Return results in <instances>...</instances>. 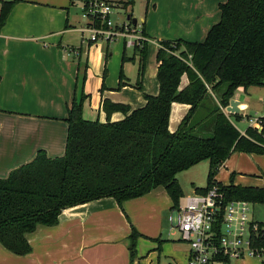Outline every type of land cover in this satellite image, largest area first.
Here are the masks:
<instances>
[{
    "label": "trees",
    "instance_id": "trees-1",
    "mask_svg": "<svg viewBox=\"0 0 264 264\" xmlns=\"http://www.w3.org/2000/svg\"><path fill=\"white\" fill-rule=\"evenodd\" d=\"M14 4L1 2L0 29ZM219 10L220 21L203 42L159 43V92L145 96L142 108L127 114L124 106L108 109L104 102L107 112L124 111L121 121L100 123L83 118L86 74L79 76L77 92L67 107L64 155L48 158L39 151L32 161L0 178V244L7 251L16 256L29 254L27 235L38 226L54 227L64 210L105 198L114 199L121 208L124 202L162 187L175 210L183 197L176 176L203 161L209 166L206 187L195 188V193L205 194L216 186L225 201L264 204V188L222 185L215 180L233 153L264 154L262 135L247 128V137L242 136L233 122L242 116H226L222 111L237 90L264 87V0H226ZM132 51L128 60L135 54L139 57L135 85L139 87L147 44ZM122 60H127L124 52ZM183 76L188 84L180 89ZM173 103L189 109L171 133ZM139 237L131 228V262Z\"/></svg>",
    "mask_w": 264,
    "mask_h": 264
},
{
    "label": "crops",
    "instance_id": "crops-1",
    "mask_svg": "<svg viewBox=\"0 0 264 264\" xmlns=\"http://www.w3.org/2000/svg\"><path fill=\"white\" fill-rule=\"evenodd\" d=\"M3 1H15V4L0 29V178L32 161L39 151L48 158L64 155L65 118L77 92L78 78L85 72V94L86 85L91 82L90 74H101L103 57V48H96L99 44L85 42L87 33L83 29L87 22L81 17V2L77 9L74 0H0V5ZM112 1L118 7L130 8V19L134 12V18H139L148 39L147 50L155 56L157 71L159 43L203 42L209 30L220 21L219 4L226 0H142L143 11H135L134 0ZM126 21L127 18L122 23ZM132 57L125 55V61L133 62L134 59L128 60ZM184 77L188 84L186 76L181 82ZM155 92L149 90L147 96H156ZM99 96L94 97L90 106L98 113L106 112L107 118L98 122L124 119L123 110L118 109L123 113L120 114L118 110L107 112L103 107L104 97L110 95L100 93ZM233 98L249 110L235 94ZM109 100L119 102L112 96ZM112 103L105 105L109 109ZM125 108L129 111L127 114L135 110ZM178 112L182 110L175 106L177 117ZM84 113L85 108L83 118ZM172 114L173 110L169 122ZM85 120L93 122L94 119L88 116ZM235 155L237 152L221 168L229 163L237 168ZM241 187L258 188L257 185ZM183 201L184 197L179 204ZM168 206L165 190L158 187L124 202L122 210L112 198L66 209L56 226H38L27 235L29 254L16 256L0 244V264H186L188 245L174 230H167L156 216L158 209ZM131 228L140 235L132 262L128 249Z\"/></svg>",
    "mask_w": 264,
    "mask_h": 264
},
{
    "label": "built area",
    "instance_id": "built-area-1",
    "mask_svg": "<svg viewBox=\"0 0 264 264\" xmlns=\"http://www.w3.org/2000/svg\"><path fill=\"white\" fill-rule=\"evenodd\" d=\"M116 7L112 0H81V17L87 22L85 42L121 39L128 49L147 44L140 24L133 25L130 20L113 24L110 17ZM239 105L236 115H241L248 122L247 128L262 135L264 141V112L247 114L248 107ZM222 111L226 116L233 115L224 108ZM239 133L247 137L245 131ZM260 147L264 148V142ZM168 222L189 247L186 264H233L244 259H258L264 264V224L253 219L250 203L225 201L216 186L205 194L194 192L184 198L172 210Z\"/></svg>",
    "mask_w": 264,
    "mask_h": 264
},
{
    "label": "rangeland",
    "instance_id": "rangeland-1",
    "mask_svg": "<svg viewBox=\"0 0 264 264\" xmlns=\"http://www.w3.org/2000/svg\"><path fill=\"white\" fill-rule=\"evenodd\" d=\"M74 2L76 4V8L78 9L81 0H74ZM132 7L135 9V11H143L144 7L142 5V0H134V5ZM114 11V15L112 14L110 17L113 24H121L122 21L126 20L127 16L131 15V9H126L122 7V5H119V7L117 6ZM134 14L135 12L133 13V18L131 19H137L138 24H140L139 18H134L136 17L134 16ZM94 44H99V46H95L96 48H103V57L100 67L101 74H90L91 77L89 78V80L91 82L88 86L86 85L85 94L87 96V99L85 100L83 106V109L85 108L86 110V113H84V119H87L89 116L90 118L93 117V121H98V119H101L100 121H105V119L107 118L106 112L98 113L95 108H91L90 106L91 101H93L94 97H100V93L105 96L110 95L119 100V102L112 103L111 100H109L110 96H106L104 97L105 99L103 98L106 102L112 103L113 105L135 108V110L136 108H142L145 103V96L149 95L147 93L149 90L157 91L154 95L158 94L159 85L157 81L155 56L154 54L149 53V50H147L146 53L142 81L139 87H136L135 85L137 84V75L139 67L138 55H134L133 62L123 61L122 47L124 46L123 41L121 39H117L112 42L99 41ZM125 55L132 56V49L125 48ZM106 72H110V74H106ZM127 81L132 84H130L129 86ZM186 86L187 84L185 83L184 77L182 79L180 89H184ZM235 97L241 103H245L249 106V110L247 111L248 114L253 115L256 112H264V87H251L247 89L246 92L241 89L237 90L235 92ZM232 100H234V98ZM174 105L180 108V110H182V113L178 112V118L175 114V106L172 105V120L170 119L169 122V131L171 133L175 132L178 129L180 122L188 113V109L185 104L174 103ZM235 105L236 111H238L240 105L239 103H236ZM117 113L123 114L120 110H118ZM233 122L237 130L246 131L248 127V122H246V120H233ZM233 159L238 160V165H236L237 168H232L230 163L226 164L225 167L221 168L215 176V180L218 183L222 185H228L232 183L235 186L257 185L258 188L259 186L264 187V154H262V156H251L250 154L237 153V155H235ZM208 167V162L203 161L189 168L188 170L180 172L176 176V180L178 181V184L182 191V196L184 198L190 197L195 192V188L200 189L206 187ZM252 168H254L255 170H253ZM166 196L169 199V206L164 208L163 210L158 209L156 211V216L159 218L160 221L165 223L167 230H170L168 219L172 212V202L167 193ZM251 209L253 219L255 221L264 223V204L251 205ZM120 210H122V207L120 208ZM233 264L260 263L258 259H244L238 262H233Z\"/></svg>",
    "mask_w": 264,
    "mask_h": 264
},
{
    "label": "water",
    "instance_id": "water-1",
    "mask_svg": "<svg viewBox=\"0 0 264 264\" xmlns=\"http://www.w3.org/2000/svg\"><path fill=\"white\" fill-rule=\"evenodd\" d=\"M127 20L129 21V20H131V23L133 24V25H135L136 24V20L135 19H130V16H127ZM236 103H238L237 101H234V100H231L230 102H229V106L226 108V111L228 112V113H230V114H233V115H236V114H238V111H236Z\"/></svg>",
    "mask_w": 264,
    "mask_h": 264
}]
</instances>
